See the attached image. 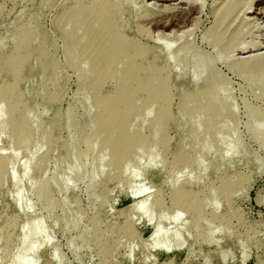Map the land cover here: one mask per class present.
<instances>
[{
  "label": "bare ground",
  "instance_id": "bare-ground-1",
  "mask_svg": "<svg viewBox=\"0 0 264 264\" xmlns=\"http://www.w3.org/2000/svg\"><path fill=\"white\" fill-rule=\"evenodd\" d=\"M238 9L239 5L235 1L226 0L213 12L211 26L202 34V41L212 50L210 56H201L193 51L189 44L174 50L172 44L160 45L164 57L174 68L181 71L188 68L191 71V82L202 87L201 91L186 97L185 103L178 111L179 127L183 130L189 128L190 119L195 121L196 125L190 129L187 142L192 148L199 146L198 153L192 158H184L179 152L170 154L171 164L166 169L170 191L166 202L147 196L130 207L132 212L141 216L147 223L156 221L148 241L151 248L163 253L172 247L180 248L184 234H193L200 243L205 244L215 243L216 233L231 235L234 223L217 215L216 211L222 201H229L235 194L242 192V177L232 181L225 174L221 175L217 182L207 186L199 202L193 197L189 184L203 178L212 154H216V160L220 164L214 168L216 173L220 172L221 163L229 169L228 161L231 159L248 158L243 137L264 148V108L251 106L246 99L243 101L246 122L244 132L240 134L236 108L228 97V84L222 79L214 78L215 75L211 73L216 63L225 65L242 79V90L251 95L255 93L253 98L264 104V51L258 49L255 39L245 41L243 29L236 25ZM103 15V11L96 5L75 15L85 28V44L81 50L84 61L78 66V54L68 47L64 51V62L80 78L90 81L88 86L79 92L78 105H68L65 111V127L71 140L67 156L57 160L51 175L43 176L38 185L29 188V193L34 196L35 202L44 212L43 217L47 218L53 227L59 226L61 233L67 229L75 232L74 237L67 243V248L75 259H79L81 250L93 247L96 248L100 264H109L103 247L99 245L103 246L112 239L117 247L126 239L125 236L120 229L107 234L100 230L94 221L85 227L84 221L82 222L83 215L76 210L75 205L67 201V193L75 189L78 182L83 181L89 205L96 211V201L102 194L97 190L101 175L110 168L119 167L129 178L127 190L131 197L137 198L143 194V186L140 183H132L141 176L145 167H163L161 154L169 151L171 147L167 129L173 123V114L169 109L172 101L171 91L161 73L153 72L149 75L147 67L139 65L143 50L135 49V46L119 33L114 20L106 19ZM244 27L247 28L248 24L242 22V28ZM137 31L142 33L140 27ZM174 40H178V36ZM25 44V39L20 38L14 55L6 61L10 76L7 78L10 82H7L5 89L0 90V133L13 134L9 155L0 160V172L9 169L11 182L16 188L15 203L24 214H28L32 205L23 200L21 180L15 175L17 159L21 155L24 156L20 167L22 178H25L32 170V162L38 152L49 144L55 132L52 123L42 122L43 113L29 110L21 113L22 117L18 120V114L21 112L20 100L15 99L8 104L7 94L17 90L19 86V74L23 66L19 52ZM235 53L243 54L244 57L236 59ZM123 61L127 68L120 73L118 66ZM2 67L3 65H0V69ZM45 67L43 62L42 69ZM118 75H121L122 82L117 90L108 96L104 95L101 92L103 84L116 83ZM57 77L58 68L54 66L51 69V86L57 82ZM95 91L97 93L90 98L88 94ZM55 100L56 96H51V102ZM138 103H141L139 121L154 115L148 122L147 136L135 137L129 130L128 122L134 112L139 111L136 106ZM196 104L199 109L194 113L190 105ZM201 119L207 121V130L202 136L197 127V122ZM225 140L228 141L227 144H224ZM141 159L145 160V164L140 163ZM250 163L260 167L257 159H250ZM52 191L60 195V199L54 202L49 199L48 195ZM207 209L209 212H206ZM43 217L26 221L22 225L10 264H36L38 252L49 246ZM183 217H186V220ZM167 223L174 227L168 229ZM6 229L9 234L12 227L7 226ZM238 240L243 255L247 253L250 245L259 247L258 242L249 235L240 233ZM133 242L134 239H128L127 252L131 250ZM51 256L58 264H63L56 247L52 249ZM225 256L223 253L222 258ZM204 264H209V260L204 259Z\"/></svg>",
  "mask_w": 264,
  "mask_h": 264
},
{
  "label": "rangeland",
  "instance_id": "rangeland-1",
  "mask_svg": "<svg viewBox=\"0 0 264 264\" xmlns=\"http://www.w3.org/2000/svg\"><path fill=\"white\" fill-rule=\"evenodd\" d=\"M186 1L0 0V65H3L0 69V90L5 89L8 86L7 82H10L6 61L14 55L18 40L24 38L26 44L19 52L20 60H23L19 86L14 92L7 94L8 104L15 99L20 100L21 112L18 114V120L22 117L21 113L29 110L43 113L42 122L52 123L55 132L49 144L38 152L32 162V170L25 178H22L20 167L24 156L21 155L17 159L15 175L21 180L20 189L24 202L32 205L30 213L24 214L15 203L16 188L11 182L9 169L0 172V264H10L22 225L26 221H33L45 215L35 202L34 196L29 193V188L38 185L43 176H50L55 162L68 154L71 140L65 127V111L68 105L77 104L79 92L88 86L90 80L80 78L72 68L65 65L64 51L68 47L73 48L78 54L77 65L83 63L81 50L85 44V28L75 15L92 5L103 11L104 18L114 20L119 33L134 45L135 49L143 50L139 65L147 67L149 75L159 72L165 79V84L172 95L169 109L173 114V123L167 129L171 147L169 151L161 154L163 167L161 165L145 167L141 176L132 183L133 185L140 183L145 189L137 198H132L127 190L129 180L127 174H123L119 167H114L106 170L99 179L97 190L102 194L96 201V211L89 205L83 181L78 182L76 188L67 193V201L75 205L76 210L83 215L82 222H85H83L85 227L94 221L99 229L107 234L116 229L121 230L126 239L120 245L114 246L112 239L103 246L99 245L103 247L109 264H204V259H208L209 264H264V148H260L257 143L245 137L243 140L248 158L231 159L228 161L229 169L221 163L220 172L216 173L214 168L220 164L216 160V154H212L203 178L189 184L193 197L199 202L207 186L217 182L221 175L225 174L232 181L242 177L244 186L242 192L235 194L229 201H222L216 211L217 215L234 223V230L230 236L216 233L215 243L205 244L200 243L193 234H184L180 248L172 247L163 253L151 248L148 241L156 221L147 223L130 209L137 201L147 196L156 201L166 202L170 191L166 176V169L170 167L172 160L170 154L179 152L184 158H192L199 150V146L192 148L187 142L190 129L196 125L195 121L190 119L189 128L183 130L179 127L178 111L185 103L184 99L191 93L201 91L202 87L191 82V71L188 68L176 70L164 57L160 45L172 44L174 50L189 44L190 48L201 56L212 55L210 46L202 41V34L209 30L213 12L226 0ZM233 1L239 5L236 25L243 29L245 41L255 39L258 42V49L264 51V0ZM242 22L248 24V27L242 28ZM138 27L142 29V33L137 31ZM176 36L178 40H174ZM241 57L244 55L235 53L234 58ZM43 62L46 64L45 69H42ZM54 66L58 68V77L57 82L51 86V69ZM118 67V71L123 73L127 68L125 61ZM211 73L215 75L214 78L222 79L228 84L229 101L236 108V117L239 121L238 132L243 134L246 122L243 101L246 99L254 107L264 108V104L253 98L252 95L255 93L251 95L244 92L242 79L225 65L216 63ZM121 82L122 77L118 75L117 82L103 84L101 92L108 96L117 90ZM95 93L97 91L90 92L88 96L92 98ZM51 96H56L55 102H51ZM136 106L139 111L134 112L128 122L130 133L135 137L147 136L148 122L154 115L139 121L141 103ZM190 108L195 113L199 106L190 105ZM197 127L202 136L207 130V121L199 120ZM12 136L11 132L7 135L0 133V160L9 155ZM227 143L225 140L224 144ZM250 159L259 160L260 167L251 164ZM140 163L145 164V160L141 159ZM48 198L54 202L60 199V195L52 191ZM206 212H209V209ZM185 218L183 217L184 220ZM43 225L49 246L38 252L36 264H58L51 256L54 247L59 250L63 264H100L96 248L93 247L81 250L79 259L74 258L67 248L68 241L75 235L73 230L67 229L61 233L59 226L53 227L47 218H44ZM7 226L12 227L9 234ZM166 227L172 229L174 226L167 223ZM240 233L251 236L258 242L259 247L250 245L247 253L243 255L238 244ZM131 238L134 242L131 250L127 252L126 243ZM223 253L226 255L225 258H222Z\"/></svg>",
  "mask_w": 264,
  "mask_h": 264
}]
</instances>
